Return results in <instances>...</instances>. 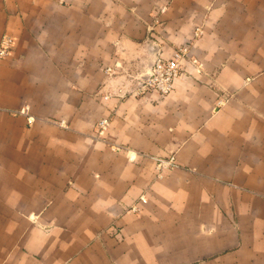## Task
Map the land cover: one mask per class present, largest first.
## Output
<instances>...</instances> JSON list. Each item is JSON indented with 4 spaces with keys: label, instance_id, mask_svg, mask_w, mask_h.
Instances as JSON below:
<instances>
[{
    "label": "crops",
    "instance_id": "0c3cea01",
    "mask_svg": "<svg viewBox=\"0 0 264 264\" xmlns=\"http://www.w3.org/2000/svg\"><path fill=\"white\" fill-rule=\"evenodd\" d=\"M3 34L0 264H264V0H0Z\"/></svg>",
    "mask_w": 264,
    "mask_h": 264
},
{
    "label": "built area",
    "instance_id": "2783aa9c",
    "mask_svg": "<svg viewBox=\"0 0 264 264\" xmlns=\"http://www.w3.org/2000/svg\"><path fill=\"white\" fill-rule=\"evenodd\" d=\"M12 43V37L8 34H3L0 39V58L7 56ZM188 53L189 50L184 47L176 49L169 57L156 54L150 76L146 80L138 78L132 89V94L154 93L159 97L168 95L173 89L175 79L181 72L182 61ZM108 124V118H101L96 124L97 133L102 134Z\"/></svg>",
    "mask_w": 264,
    "mask_h": 264
},
{
    "label": "water",
    "instance_id": "95a60500",
    "mask_svg": "<svg viewBox=\"0 0 264 264\" xmlns=\"http://www.w3.org/2000/svg\"><path fill=\"white\" fill-rule=\"evenodd\" d=\"M156 53L157 51H155V54L154 56L151 58V60L147 63V65L145 66V68L140 72L139 74V79H142V80H146L150 74H151V67L156 59Z\"/></svg>",
    "mask_w": 264,
    "mask_h": 264
},
{
    "label": "rangeland",
    "instance_id": "374dc122",
    "mask_svg": "<svg viewBox=\"0 0 264 264\" xmlns=\"http://www.w3.org/2000/svg\"><path fill=\"white\" fill-rule=\"evenodd\" d=\"M197 32H198V31H197ZM197 32L194 33V36H196V34L199 33V32H198V33H197ZM180 47H181V48H184V47H185V48H187V49L189 50V47H188L187 45H181ZM173 52H174V51H173ZM156 54H157V53H156ZM172 54H173V53H172ZM172 54H171V55H172ZM186 56H189V53H188ZM186 56H185V57H186Z\"/></svg>",
    "mask_w": 264,
    "mask_h": 264
}]
</instances>
